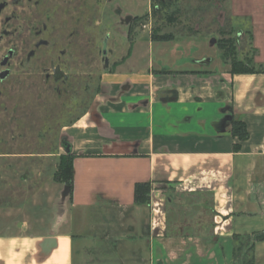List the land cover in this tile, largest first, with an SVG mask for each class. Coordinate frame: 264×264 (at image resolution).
<instances>
[{
	"label": "crops",
	"instance_id": "0c3cea01",
	"mask_svg": "<svg viewBox=\"0 0 264 264\" xmlns=\"http://www.w3.org/2000/svg\"><path fill=\"white\" fill-rule=\"evenodd\" d=\"M230 11L247 24L254 73L232 74L208 39L142 41L148 52L105 72L87 116L44 157L74 156L72 197L51 202L50 226L29 209H47L42 177L24 178L20 200L0 198V219L23 215L0 234V264H73L80 236L118 223L139 264H232L235 236L264 233V0H230ZM234 120L249 133L239 150ZM139 183L152 186L150 206L135 204Z\"/></svg>",
	"mask_w": 264,
	"mask_h": 264
},
{
	"label": "rangeland",
	"instance_id": "374dc122",
	"mask_svg": "<svg viewBox=\"0 0 264 264\" xmlns=\"http://www.w3.org/2000/svg\"><path fill=\"white\" fill-rule=\"evenodd\" d=\"M158 1L168 8L162 11L157 3L154 15L153 0H0V63L13 55L8 67H0L9 71L7 79L0 78V198L20 200L24 178L42 177L37 188L47 189V209H29L50 226L51 202L66 186L55 180L60 157H44L59 153L64 129L87 116L105 72L131 54L129 64H135L143 48L148 52L149 43L141 47L142 41L170 35L169 41L181 45L208 39L218 48L225 39L233 42L234 59L245 66L252 60L247 24L231 16L230 0ZM168 11L178 12L174 23ZM224 62L232 69L230 58ZM22 219L1 218L0 234L6 235L10 221ZM127 227L118 223L99 228L95 238L80 236L73 264H139L136 238H126Z\"/></svg>",
	"mask_w": 264,
	"mask_h": 264
},
{
	"label": "trees",
	"instance_id": "16d2710c",
	"mask_svg": "<svg viewBox=\"0 0 264 264\" xmlns=\"http://www.w3.org/2000/svg\"><path fill=\"white\" fill-rule=\"evenodd\" d=\"M159 2V1H158ZM156 0H153L152 13L157 15ZM162 4V3H159ZM168 8V5H163L161 10L164 11L165 8ZM167 10V9H166ZM167 12V11H166ZM178 12L174 11L169 14L168 17L170 23L175 22V17ZM167 14V13H166ZM172 36H164L162 38L154 37L156 41L158 40H172ZM218 48L223 52V58H230L232 69V74H251L254 73V68H251V61H246V66L234 59V45L230 40L222 39L218 42ZM232 136L237 138L239 144L234 146L235 150H239L241 143L249 139V133L245 123L239 120H234L232 122ZM57 176H55L56 182L62 183L69 189V196L72 197L73 192V174H74V156H61L59 159ZM152 186L150 183H139L135 185L134 188V201L136 205L150 206V196H151ZM209 209H207L208 211ZM206 227H210V224L205 223ZM257 242H264V233H255L250 236H235L234 237V260L232 264H253L254 263V249Z\"/></svg>",
	"mask_w": 264,
	"mask_h": 264
},
{
	"label": "flooded vegetation",
	"instance_id": "af4514ba",
	"mask_svg": "<svg viewBox=\"0 0 264 264\" xmlns=\"http://www.w3.org/2000/svg\"><path fill=\"white\" fill-rule=\"evenodd\" d=\"M162 1H164V0H162ZM158 3H162V2L159 1ZM12 57H13V55L12 56L10 55L9 57H4L3 58V61L0 63V67L3 68V69H5L6 67H8L10 65V62L12 61ZM6 70L7 71H5V72H2L0 70V78H2V80L3 79H7L8 76H9V71H8V69H6ZM59 77H61V75H59L57 78H59Z\"/></svg>",
	"mask_w": 264,
	"mask_h": 264
},
{
	"label": "water",
	"instance_id": "95a60500",
	"mask_svg": "<svg viewBox=\"0 0 264 264\" xmlns=\"http://www.w3.org/2000/svg\"><path fill=\"white\" fill-rule=\"evenodd\" d=\"M65 190H66V193H64V194L69 195V189L66 188Z\"/></svg>",
	"mask_w": 264,
	"mask_h": 264
}]
</instances>
